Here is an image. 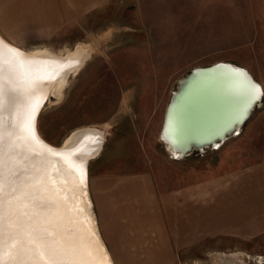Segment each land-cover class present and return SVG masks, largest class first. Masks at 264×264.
<instances>
[{
  "label": "rangeland",
  "instance_id": "obj_1",
  "mask_svg": "<svg viewBox=\"0 0 264 264\" xmlns=\"http://www.w3.org/2000/svg\"><path fill=\"white\" fill-rule=\"evenodd\" d=\"M15 47L61 59L81 54L60 95H49L40 109L36 131L53 147L84 128L102 133L87 177L144 169L165 191L215 172L264 164V96L240 134L216 150L175 160L159 138L175 81L193 66L230 61L246 67L264 88V0L112 1L46 44ZM252 242L248 249L224 250L249 256L239 253L221 264H263L264 233ZM214 261L219 264L209 254L196 262Z\"/></svg>",
  "mask_w": 264,
  "mask_h": 264
},
{
  "label": "crops",
  "instance_id": "obj_2",
  "mask_svg": "<svg viewBox=\"0 0 264 264\" xmlns=\"http://www.w3.org/2000/svg\"><path fill=\"white\" fill-rule=\"evenodd\" d=\"M112 1L132 0H0V34L20 48L46 44ZM88 178L114 264H197L209 254L221 264L239 253L249 256L224 250L248 249L264 233V164L215 172L165 191L144 169Z\"/></svg>",
  "mask_w": 264,
  "mask_h": 264
},
{
  "label": "bare ground",
  "instance_id": "obj_3",
  "mask_svg": "<svg viewBox=\"0 0 264 264\" xmlns=\"http://www.w3.org/2000/svg\"><path fill=\"white\" fill-rule=\"evenodd\" d=\"M14 50L19 52L21 56L3 57L4 66L8 69H15L16 79L12 82V86L17 94L14 106H9L7 97L4 101V115L10 116L12 119L11 122L4 120L5 143L11 142V147L13 148L9 146V150H7L6 146L4 153L5 157H7V152L10 156H15L11 162L9 161L10 163L7 162V164L9 163L8 171L22 169L23 175L15 181L10 178L7 182L18 188L17 199L13 201L12 205L6 206L8 223L13 228L18 227L22 231H27L37 226H52L58 231L72 229L76 232H81L90 238L93 247L96 249L93 259H102L105 262L100 248H98L97 243L88 230L85 217L78 210L79 205H75V195L71 193L75 191V186L70 184L72 178L75 179L74 173H77L81 179L84 178L85 170L87 174L88 161L100 150L103 140L102 133H99L98 130L84 128L73 132L62 146L54 147L56 150L63 152L61 161L63 171L60 173L58 170L51 174L46 158L38 160L30 155L33 141L27 136L32 107L36 111H40L49 95H60V89L65 84L67 77L78 68L81 54L77 52V54L74 53L61 59L46 51L31 54L16 47ZM17 80H20V82H17ZM17 115L20 116L21 126L17 128V135L14 134L10 140L11 134L14 132L13 128L16 127L15 116ZM30 123L34 124L33 118ZM28 164L30 167L26 174ZM29 173L30 175H28ZM37 182L38 186L34 188L33 185L37 184ZM57 192L66 197V205L63 200L55 195ZM33 193H39L35 200H33L31 195ZM44 199L46 200V205L44 204ZM25 203L28 204V207H21ZM35 203L44 204V206L37 207Z\"/></svg>",
  "mask_w": 264,
  "mask_h": 264
},
{
  "label": "water",
  "instance_id": "obj_4",
  "mask_svg": "<svg viewBox=\"0 0 264 264\" xmlns=\"http://www.w3.org/2000/svg\"><path fill=\"white\" fill-rule=\"evenodd\" d=\"M0 40L4 42L0 44L3 57L20 55L14 50L15 45L1 34ZM252 85L258 86L264 93L263 85L246 67L223 60L207 65L193 66L184 75L177 78L174 89L170 92L159 132V138L168 156L175 160L192 154L200 156L208 150L220 148L226 140L239 135L253 111L263 103L264 95L259 93L254 103L247 102L246 89ZM38 114L39 110L36 111L32 107L27 129V136L33 141L30 155L38 160L46 158L50 174L58 170L61 173L63 171L61 167L63 152L48 146L44 140L38 137L35 124ZM32 118L34 124L30 123ZM3 119L8 122L12 121L11 117L7 115H4ZM15 121L16 127L13 128L14 132L11 134L10 140L14 134L17 135V128L21 126L19 115L15 116ZM6 146L7 150H9V146L12 148L11 142H6ZM6 154L5 172L8 180L16 172L19 173V177L22 176V169L8 171V164L15 156H10L8 152ZM7 162L9 163L7 164ZM29 167L28 164L26 174ZM74 177L75 179L72 178L70 184L75 186V191L71 192L75 195V205H79L78 210L85 217L88 230L100 248L106 264H114L98 229L86 170L83 179L77 173H74ZM43 201L46 205V200ZM35 204L37 207L44 206L40 203Z\"/></svg>",
  "mask_w": 264,
  "mask_h": 264
},
{
  "label": "snow or ice",
  "instance_id": "obj_5",
  "mask_svg": "<svg viewBox=\"0 0 264 264\" xmlns=\"http://www.w3.org/2000/svg\"><path fill=\"white\" fill-rule=\"evenodd\" d=\"M4 42L0 40V44ZM10 73H12L10 75ZM15 69L4 66L3 54L0 51V264H105V262L93 259L96 249L91 240L85 234L75 230L58 231L52 226H37L27 231L18 227L13 228L8 223L6 206L12 205L17 199L18 188L8 184V176L5 168V98L9 106H14L17 94L12 86L15 81ZM264 95L258 86L252 85L246 89L248 103H254L257 94ZM19 178V173H13L12 179ZM55 183V182H53ZM37 184L33 187L36 188ZM39 193H33L35 200ZM67 203L66 197L61 193L55 194ZM21 207L27 208L25 203Z\"/></svg>",
  "mask_w": 264,
  "mask_h": 264
},
{
  "label": "flooded vegetation",
  "instance_id": "obj_6",
  "mask_svg": "<svg viewBox=\"0 0 264 264\" xmlns=\"http://www.w3.org/2000/svg\"><path fill=\"white\" fill-rule=\"evenodd\" d=\"M261 258H262V261L261 262L264 264V255Z\"/></svg>",
  "mask_w": 264,
  "mask_h": 264
}]
</instances>
